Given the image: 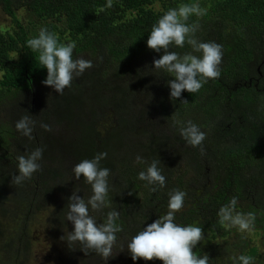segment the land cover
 Returning a JSON list of instances; mask_svg holds the SVG:
<instances>
[{
	"label": "trees",
	"instance_id": "obj_1",
	"mask_svg": "<svg viewBox=\"0 0 264 264\" xmlns=\"http://www.w3.org/2000/svg\"><path fill=\"white\" fill-rule=\"evenodd\" d=\"M182 2L204 7L205 14L191 16L188 23H199V41L223 46V61L220 78L209 79L197 93L185 90L181 98L172 100L168 81L174 77L155 70L153 63L163 50L157 53L149 49L147 40L162 15L179 5L175 0H112L111 7H107L108 0H0V9L13 22L11 28L0 29V238L15 219L46 211L45 203L51 198L55 200L51 217L63 223L62 227L68 225V198L76 190V195L86 200L92 195L83 176L79 181L74 178L73 167L106 152L100 167L110 169L108 207L91 215L102 223L108 211L120 212L117 223L123 231L117 233L111 260L120 256V248L126 254L123 264H163L160 260L134 261L127 244L167 213L168 193L178 189L186 196L175 222L204 229L205 239L194 249L198 255L207 254L209 264H234L233 257L240 255L254 257V264L264 263V84L259 90L252 87L259 72L264 75V0ZM19 11L27 12L33 22L25 24L18 17ZM36 25L39 29L32 28ZM44 27L61 43L75 41L74 59L84 55L94 64L74 79L63 95L41 89L46 87L42 81L47 78V69L39 64V53L27 45ZM170 50L180 55L192 51L187 44L184 48L173 45ZM139 61L150 64L139 69ZM150 88L160 91L161 96L149 93L143 97L141 93ZM41 96L43 100L37 98ZM152 102L155 118L150 117ZM238 103L239 109L247 111L249 131L239 140L228 139L223 149L206 156L181 137L179 128L189 120L204 131L207 113L227 122L231 104L237 109ZM36 105L43 109L37 110ZM174 113L176 123L171 122L169 131L185 144L178 151L166 142L169 133L165 129L156 137L143 126L163 125ZM24 115L36 121L32 140L15 127ZM41 124L50 125L52 130L46 131ZM59 128L71 136L68 141ZM36 148L43 149L38 161L42 170L21 185L12 184L11 178L18 174L17 156H26ZM154 159L161 160L158 167L166 177V186L156 192L150 190L154 186L138 179L139 172L146 171ZM66 162L71 164L69 170ZM234 196L238 197L237 211L255 213L250 232L241 233L219 223L220 208ZM28 231L21 229L18 238L0 243V264L26 263ZM69 247L97 256L91 251L85 254L79 242ZM120 261L115 264H122Z\"/></svg>",
	"mask_w": 264,
	"mask_h": 264
},
{
	"label": "clouds",
	"instance_id": "obj_2",
	"mask_svg": "<svg viewBox=\"0 0 264 264\" xmlns=\"http://www.w3.org/2000/svg\"><path fill=\"white\" fill-rule=\"evenodd\" d=\"M111 6L112 0H108L107 7ZM204 14L205 10L198 3H182L176 8H170L153 25L147 40L149 49L157 53L163 50L161 58L155 59L153 63L155 70H163L174 77L168 81L172 100L181 98L185 90L197 93L209 79L215 80L221 76L223 46L214 41H199L196 38L199 23H188L191 16L201 17ZM186 44L191 47V52L180 55L170 50L173 45L184 48ZM27 45L33 52L39 53L37 60L47 69V78L42 83L53 87L59 95H63L66 88L72 87L74 79L94 67L91 60L73 58L75 41L61 43L58 36L46 27L41 28L36 37L30 38ZM182 103L188 101L182 100ZM171 117L175 126V113ZM35 125L36 121L31 116L24 115L16 122L15 127L23 136L32 140L35 138ZM40 126L46 131L52 130L48 124ZM179 133L188 145L199 147L202 155L205 153L203 141L206 139V132L198 125L189 120L179 128ZM42 156V148H36L26 156H17L18 174L11 178V183L21 185L30 180L34 173L41 171L42 167L38 161ZM106 157V152L97 153L94 158L84 159L73 167L74 178L79 181L83 176L84 182L91 185L92 195L86 200L76 195V190L68 198L66 219L72 222L74 231L67 232L61 240L66 238L68 245L79 242L80 250L85 254L94 252L107 262L113 257L117 233L123 229L117 223L120 217L117 210L108 211L102 223H98L91 215V212L102 213L108 207L110 169L100 167L101 160ZM136 159L139 162L142 158L137 156ZM160 163V159H154L146 171L138 174V179L154 186L150 189L152 192L166 186L163 169L158 167ZM168 195L167 213L143 228L128 242L127 249L131 258L134 261L160 260L163 264H209L210 258L207 254L200 256L194 251L199 242L205 239L204 229L195 225L181 226L175 222L176 213L184 207L186 193L173 189ZM237 203L238 197L234 196L228 204L220 208L219 223L226 228L236 227L241 233L250 232L254 227L255 213L237 211ZM233 261L234 264H254V257L240 255L238 258L233 257Z\"/></svg>",
	"mask_w": 264,
	"mask_h": 264
},
{
	"label": "rangeland",
	"instance_id": "obj_3",
	"mask_svg": "<svg viewBox=\"0 0 264 264\" xmlns=\"http://www.w3.org/2000/svg\"><path fill=\"white\" fill-rule=\"evenodd\" d=\"M175 3H178L180 5L183 2L182 0H175ZM201 8L204 9V7H201ZM18 17L25 24L28 22H31V23L33 22V17L27 15V12L25 11H19ZM12 25H13L12 18L4 14L2 10L0 9V29L6 30L8 28H11ZM32 28L39 29V25H36L35 27L33 26ZM36 34L37 33H34L35 36H37ZM80 58H84L88 60L86 57H84V55H82V57ZM140 61L138 62L139 69L145 65L148 66L150 64L149 61H143V62H140ZM2 75L3 73L0 71V80L2 79ZM131 79H135V78H131ZM41 89L46 92H53V93L56 92L53 87H49V86L41 87ZM149 93H151V95L153 96H157V97L161 96L160 91L158 90L154 91L151 88L147 89L146 92H143L141 94L143 97H146V95ZM50 95L48 94V96ZM37 98L43 100L42 96L37 97ZM36 101L40 103V100L37 99L35 100V102ZM147 104L148 102L145 101V105ZM149 105L152 108L150 111V117L155 118L156 111H155V108H153V106H155V103L152 102ZM36 109L42 110L43 106L36 105ZM108 121L110 122L109 116H108ZM171 122H173V118H171L170 116L165 120L164 124L162 125L163 129H165L167 132H169L167 127L171 124ZM60 131L62 133V136L68 141V139L71 136L65 134V132L61 129ZM69 161L70 160H68V162ZM68 162L64 163V165L65 167L67 165L66 168L69 170L70 169L69 165L71 164H69ZM49 166H52V165H49ZM54 167H57V166L55 165ZM190 188L194 189V185H191ZM69 193L70 191L64 192L62 195L66 196ZM54 201L55 200L51 198L47 203H45L48 206V207H45L46 211L35 213L34 216H31L33 214L31 212L29 217L27 218L15 219V221H13L11 225L8 227L6 234L2 238H0L1 245L6 243L11 237L18 238L20 236L19 230L27 229L29 230L28 232H29V241H30V251H29V255H28V258L25 264H115V261L117 260H121L120 262L123 264V261H125L123 260V258L126 255L123 249L118 248V252L120 253V256L114 257L113 260L109 258L108 261L106 262L99 255L86 256V255L81 254L78 249L70 248L69 247L70 245H68L66 238L65 240H61V237L66 236L67 232H71L72 228L74 231V225L72 224V222H70V223H67L68 225H66L65 227H62L63 223H60V221H54L53 219L54 217L52 218L50 215L54 211L53 210L55 207ZM25 222H26V225L24 224ZM252 236L255 237V234ZM126 264H129V262H127Z\"/></svg>",
	"mask_w": 264,
	"mask_h": 264
},
{
	"label": "flooded vegetation",
	"instance_id": "obj_4",
	"mask_svg": "<svg viewBox=\"0 0 264 264\" xmlns=\"http://www.w3.org/2000/svg\"><path fill=\"white\" fill-rule=\"evenodd\" d=\"M259 77H256L252 83V87L256 90H259V86L264 84V75L263 73L259 72ZM251 83V82H250ZM239 87V86H238ZM231 118L226 122L222 121L219 116L215 117L211 116V113H207L206 117L203 119L204 124L207 122L206 127L204 128V132H206V138L208 139L205 144H203V148L205 149L206 156L212 155L216 149L224 148V144L228 139H238L239 136L242 137L243 133L249 132L248 130V121L246 120L247 111L245 109H239V103L237 105V109L233 108L234 104H231ZM146 106V105H145ZM148 106V104H147ZM150 109L151 106H149ZM194 116V114H192ZM213 118V121L211 120ZM252 122V121H251ZM254 126V123H251ZM146 127V130L151 134L155 135L156 137L159 136L162 131V125L155 124L152 126L151 123L143 124ZM171 124L167 127L169 130ZM169 134L166 136V142L171 144L172 149L174 151H178L179 146H184L185 144L179 142V138L173 135L170 131ZM170 139V140H169ZM195 148V147H194Z\"/></svg>",
	"mask_w": 264,
	"mask_h": 264
}]
</instances>
